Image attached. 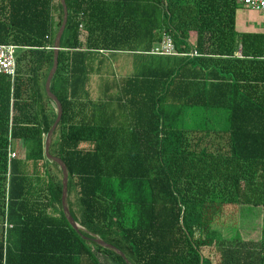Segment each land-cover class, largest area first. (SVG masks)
<instances>
[{
	"label": "trees",
	"instance_id": "trees-1",
	"mask_svg": "<svg viewBox=\"0 0 264 264\" xmlns=\"http://www.w3.org/2000/svg\"><path fill=\"white\" fill-rule=\"evenodd\" d=\"M64 1L50 154L67 168L68 208L84 231L66 221L61 171L43 155L62 7L0 0V44L20 47L14 77L0 75V264H126L91 235L130 264H264V33L236 31V0ZM164 35L198 56L150 55ZM118 51V103L96 104L90 73ZM222 216L235 220L222 224L228 243L211 233ZM194 219L213 239L193 236Z\"/></svg>",
	"mask_w": 264,
	"mask_h": 264
},
{
	"label": "water",
	"instance_id": "water-1",
	"mask_svg": "<svg viewBox=\"0 0 264 264\" xmlns=\"http://www.w3.org/2000/svg\"><path fill=\"white\" fill-rule=\"evenodd\" d=\"M61 7H62V20H61V24L60 27L58 28V31L54 37L53 40V46H52V52H53V62H52V67L50 68L48 75L46 77L45 83H44V91L45 94L47 96V98L54 104L55 106V110H56V118L52 124V126L50 127L49 131L47 132V134L45 135L44 138V145H43V155L45 157L46 160H48L49 162H53L55 163L58 168L61 171V176H62V180H61V184H62V190H61V207H62V212L63 215L66 219V221L68 222V224L71 226V228L76 231V232H80V231H84V229L79 226V224L77 222H75V220L72 218L69 208H68V204H67V184H68V171L67 168L65 166V164L63 163V161L56 157V156H52L50 154V145H51V141L53 138V134L55 132V129L58 125V123L61 120L62 117V107L60 102L58 101L57 97L51 92L50 90V84H51V80L54 77L56 71H57V67H58V55H59V51L61 50L60 48V41L62 38V35L64 33L66 24H67V17H68V13H67V8H66V4L64 0H58ZM91 240L97 244L98 246L110 250L114 253H116L117 255H119L126 264H130L128 262V260L125 258L124 254L119 251L117 248L113 247L110 244L105 243L103 240H101L99 237L95 236V235H91Z\"/></svg>",
	"mask_w": 264,
	"mask_h": 264
},
{
	"label": "rangeland",
	"instance_id": "rangeland-1",
	"mask_svg": "<svg viewBox=\"0 0 264 264\" xmlns=\"http://www.w3.org/2000/svg\"><path fill=\"white\" fill-rule=\"evenodd\" d=\"M237 6H238V10L236 12L235 29L242 31V32L244 31L247 33H255V32L263 33L264 32V14L250 11L248 9L241 7L239 4ZM18 52L19 51H17L15 54L16 57H17ZM129 65H131V64H129ZM102 71H104V70H102ZM127 73H130V70H128ZM130 74H132V72ZM219 117L220 116H217L215 118H218V121L220 122ZM207 118H208V120H210V119H213L214 117L211 118L210 115H207ZM185 120L187 121V119H185ZM189 123H191L190 118H189ZM25 154L27 155L28 152H25ZM51 170L55 171L56 169L54 167H52ZM244 216H246V219H248V221H249V223H247L248 227L251 228L252 226H255L257 224V219L253 218L254 215H252L251 213H248L245 215V213L241 212V217L245 218ZM231 219L225 218L224 216H222L221 219L220 218H219V220L216 219V220H218V221H216V223L219 227H215L216 230L211 229L212 230L211 233L214 234L215 236H217V240L220 243L221 242H227L228 243L230 240L232 241V234H233L232 230L228 229V227L226 229H222V228H224V227H222L223 222H225L227 224H230V223L234 224L235 220H231ZM189 224L192 227L193 236L196 239H201V240L213 239L209 235V233H207V222L204 219H194ZM217 240H215L214 243L213 242L210 243L211 245L209 246L210 247L209 250H211L210 251L211 253L212 252H215V253L219 252L218 248L215 245V242ZM99 259H100V264H109V261L106 258L99 256ZM216 262L217 261H216L215 256H214L213 264H215Z\"/></svg>",
	"mask_w": 264,
	"mask_h": 264
},
{
	"label": "crops",
	"instance_id": "crops-1",
	"mask_svg": "<svg viewBox=\"0 0 264 264\" xmlns=\"http://www.w3.org/2000/svg\"><path fill=\"white\" fill-rule=\"evenodd\" d=\"M236 31L242 32V31H239L237 29H236ZM255 33H260V32H255ZM191 43L193 45V42H191ZM99 53L103 54L105 56L107 55V52L99 51ZM116 54L117 55L115 57L112 56L109 59L111 62L110 68L102 67L103 69L95 70L92 73H90V89L92 92L91 99H93V101L96 104L99 101L111 102V104H112V106H114V108H115V104L118 103L117 102L118 101L117 97L119 94L118 82L121 78L125 77V51H118V52H116ZM150 55H152V54H150ZM96 56L97 55H95V57ZM152 56L160 57L157 55H152ZM95 57H94V59H95ZM162 57H167V56H162ZM169 57H183V56L177 55V56H169ZM150 58L153 59V57H150ZM95 60H97V59H95ZM131 66L132 65H130L129 67H131ZM119 67H120V69H118ZM129 67H127V72H128V70L131 69ZM97 68H98V66L96 67V69ZM102 70H104V71H102ZM127 74H129V73H127Z\"/></svg>",
	"mask_w": 264,
	"mask_h": 264
},
{
	"label": "built area",
	"instance_id": "built-area-1",
	"mask_svg": "<svg viewBox=\"0 0 264 264\" xmlns=\"http://www.w3.org/2000/svg\"><path fill=\"white\" fill-rule=\"evenodd\" d=\"M237 4L241 7L248 9L256 13L264 14V0H236ZM20 49V47L7 44H0V75H6L13 78L15 75V54ZM150 54L157 56H189L197 57V53L191 51L189 54H179L177 53L175 46L168 36H163L159 45L152 50ZM264 59V57H263ZM15 154L10 153L9 158H14Z\"/></svg>",
	"mask_w": 264,
	"mask_h": 264
},
{
	"label": "bare ground",
	"instance_id": "bare-ground-1",
	"mask_svg": "<svg viewBox=\"0 0 264 264\" xmlns=\"http://www.w3.org/2000/svg\"><path fill=\"white\" fill-rule=\"evenodd\" d=\"M83 214V213H82Z\"/></svg>",
	"mask_w": 264,
	"mask_h": 264
}]
</instances>
